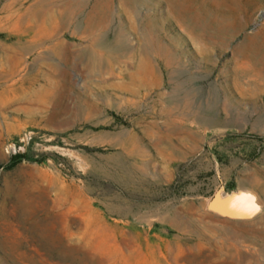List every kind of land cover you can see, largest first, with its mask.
<instances>
[{
	"label": "rangeland",
	"instance_id": "rangeland-1",
	"mask_svg": "<svg viewBox=\"0 0 264 264\" xmlns=\"http://www.w3.org/2000/svg\"><path fill=\"white\" fill-rule=\"evenodd\" d=\"M39 1L0 0V165L33 159L0 168V264H264V0H87L52 59L21 53ZM108 7L115 73L88 76L73 48Z\"/></svg>",
	"mask_w": 264,
	"mask_h": 264
},
{
	"label": "bare ground",
	"instance_id": "bare-ground-1",
	"mask_svg": "<svg viewBox=\"0 0 264 264\" xmlns=\"http://www.w3.org/2000/svg\"><path fill=\"white\" fill-rule=\"evenodd\" d=\"M86 1L87 0H65L66 8L63 11H61L60 14H56L55 12L49 10L50 6H52V4L54 3V0H40L37 3L38 8L34 14L35 15L33 19L34 22L30 29L31 31H29L30 33H32L33 37L26 44L21 46V53H26L29 51H37V49L44 48L45 53L40 54L38 52L37 57L38 58L48 57L52 59L53 53L55 54L57 52L59 53L66 51L67 48L70 46L65 44L63 40H60L59 38L58 39L55 38L54 34L56 32H59L60 28L70 26V24H73L75 21L78 22L77 21L78 16L82 12V8L86 5L87 3ZM96 4L94 5V8H96ZM110 11L111 9L110 7H108L106 9L107 13L104 16V18L101 17L98 18L96 15H94V12L92 11L91 13H89V16L86 19V23H85V27L88 29L89 35L92 36L91 37L92 40L89 45L87 46L85 45L82 46L81 48L75 49V47L77 46L74 47L75 44L74 45L71 44L72 47H74L73 52H76V54L78 55L81 61L83 62L85 61L86 63L85 68L87 70L88 76L94 74L104 75V72H108L110 74L115 73L112 62L103 61L98 55L99 52L96 50V48H94V45L98 41L99 35L103 33L106 27V24L104 23L110 19L111 16ZM99 20L101 22H99ZM77 24L79 25V23ZM125 37L126 36H124L123 31L119 30L117 33V41L126 39ZM57 67H59V64L54 60L47 62L45 66H40L39 68L40 70L38 71L36 76L32 78L31 81V85H33L34 87L33 90H35V92H38L37 87L41 88L40 90H42L43 86H45L48 89H51L52 86L56 84V80L54 77L56 75ZM0 76L4 77L5 74L0 73ZM132 77L135 79L139 78L137 74H133Z\"/></svg>",
	"mask_w": 264,
	"mask_h": 264
},
{
	"label": "water",
	"instance_id": "water-1",
	"mask_svg": "<svg viewBox=\"0 0 264 264\" xmlns=\"http://www.w3.org/2000/svg\"><path fill=\"white\" fill-rule=\"evenodd\" d=\"M208 207L214 211L230 217H249L254 209L251 200L242 197H218L213 196L207 203Z\"/></svg>",
	"mask_w": 264,
	"mask_h": 264
},
{
	"label": "trees",
	"instance_id": "trees-1",
	"mask_svg": "<svg viewBox=\"0 0 264 264\" xmlns=\"http://www.w3.org/2000/svg\"><path fill=\"white\" fill-rule=\"evenodd\" d=\"M21 159H26V160H33L29 155L26 153H15L10 157V163L7 165H0V168L3 169H8L12 165H14L16 162L20 161Z\"/></svg>",
	"mask_w": 264,
	"mask_h": 264
}]
</instances>
